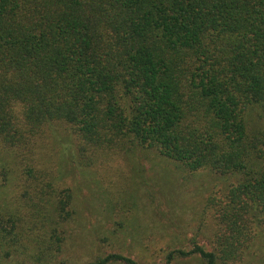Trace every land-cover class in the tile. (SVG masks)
<instances>
[{
  "label": "trees",
  "instance_id": "obj_1",
  "mask_svg": "<svg viewBox=\"0 0 264 264\" xmlns=\"http://www.w3.org/2000/svg\"><path fill=\"white\" fill-rule=\"evenodd\" d=\"M55 122L79 150L129 143L237 177L215 248L172 249L164 264L241 262L264 226V0H0V146L30 153ZM35 192L29 225L0 224V264H52L61 250L70 194ZM78 264L138 263L111 252Z\"/></svg>",
  "mask_w": 264,
  "mask_h": 264
},
{
  "label": "rangeland",
  "instance_id": "obj_2",
  "mask_svg": "<svg viewBox=\"0 0 264 264\" xmlns=\"http://www.w3.org/2000/svg\"><path fill=\"white\" fill-rule=\"evenodd\" d=\"M78 144L68 126L55 122L33 139L31 155L0 146V224L9 231L29 225L39 209L36 185L54 182L70 194L72 213L60 223L63 242L52 264L88 262L111 252L138 264H164L172 249L215 248V212L228 201L226 191L237 177L209 168L189 171L129 143L96 152ZM41 168L48 175L39 174ZM258 228L260 235L237 264H264V226ZM201 263L196 254L172 261Z\"/></svg>",
  "mask_w": 264,
  "mask_h": 264
}]
</instances>
